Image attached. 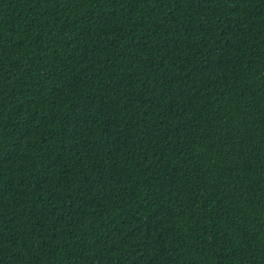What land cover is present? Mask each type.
<instances>
[{
  "label": "trees",
  "instance_id": "16d2710c",
  "mask_svg": "<svg viewBox=\"0 0 264 264\" xmlns=\"http://www.w3.org/2000/svg\"><path fill=\"white\" fill-rule=\"evenodd\" d=\"M0 264H264V0H0Z\"/></svg>",
  "mask_w": 264,
  "mask_h": 264
}]
</instances>
